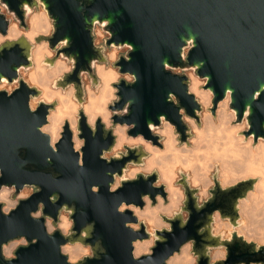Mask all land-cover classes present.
I'll use <instances>...</instances> for the list:
<instances>
[{
	"label": "clouds",
	"instance_id": "clouds-1",
	"mask_svg": "<svg viewBox=\"0 0 264 264\" xmlns=\"http://www.w3.org/2000/svg\"><path fill=\"white\" fill-rule=\"evenodd\" d=\"M19 13L22 16L0 0V28L4 29L0 31V55L18 47L26 61L15 67L11 80L12 73L0 74V93L12 98L22 86L29 90L27 110L40 121L36 131L47 139L51 152L44 157L45 164L50 165L53 158L60 163L58 145L69 144L65 139L67 129L75 168L81 176H87L83 151L87 141L82 138L81 122L96 143L98 130L105 140L111 136L112 144L100 148L99 159L108 165L127 162L119 171L106 169L105 175L111 178L105 184L108 192L116 196L126 184L141 179L149 189L140 195L141 204L122 198L115 206L117 215L127 217L123 228L133 237L129 242L133 264H201L202 260L228 264L230 249L236 245L247 248L250 255L264 254V135L253 130L251 104L245 105L241 117L233 107L235 90L224 89L223 98L217 101L216 92L208 87L211 77L198 74L203 61L200 66L189 64V55L197 48L195 36L182 38L178 55L185 66L162 64L163 71L172 77L186 78L181 81L184 97L193 106L192 114L181 106L174 92H168L167 102L177 109L176 117L184 131L162 114L158 123L147 124L151 137L147 138L136 132V121L125 119L131 105L125 102L119 107L121 85L138 82L134 72L122 71L120 66L121 60L130 63L135 49L129 43H109L114 36L109 20L92 22L88 30L96 55L87 68L77 71L76 56L65 51L71 47L70 40L61 39L54 46L51 43L57 21L45 0H20ZM74 74L76 80L71 79ZM262 94L264 84L252 93L251 100L264 114ZM41 106L46 109L43 122L36 115ZM130 155L135 159H128ZM4 174L0 168V179ZM52 176L56 179V174ZM100 189L101 185L92 184L89 190L92 196H100ZM40 191L36 184L0 185V215L10 219L22 202ZM233 192L237 194L232 196ZM222 196L229 197L228 210L217 207L204 212ZM59 199L57 194L49 196L53 205ZM45 207L43 201L38 202L36 210L28 212L29 218L38 224L43 221L45 235L54 243L55 234H60L65 242L59 244L58 251L65 264H89L101 257L111 261L100 240L87 242L93 239L94 224H84L76 231L75 203L61 205L55 218L45 214ZM193 209L197 214L204 212L197 221L199 246L196 239L187 238L177 243L175 250L166 249V255L156 256L157 246L166 245L167 235L174 233V223L178 222L181 230L188 226ZM39 241L21 234L0 243V264H14L21 259V248ZM238 264H264V259L240 260Z\"/></svg>",
	"mask_w": 264,
	"mask_h": 264
},
{
	"label": "water",
	"instance_id": "water-1",
	"mask_svg": "<svg viewBox=\"0 0 264 264\" xmlns=\"http://www.w3.org/2000/svg\"><path fill=\"white\" fill-rule=\"evenodd\" d=\"M13 11L19 13L20 0H5ZM30 2V0H28ZM48 9L57 21V33L51 41L55 43L68 38L71 47L65 51L76 56L78 69L87 68L88 63L96 53L92 47L89 34L94 20H109L113 41L109 43H129L134 47L130 54L131 61H120L122 71H132L138 76L135 85H121V104L131 105V112L125 119L136 121V132H141L151 138L147 129L149 122L158 123L160 115L177 124L184 131L176 117L177 109L167 102L168 92H174L181 101V106L192 114V105L184 97V85L181 79L163 71L162 64L167 62L172 66H185L179 59V49L182 38L196 37L197 48L189 55V64L203 66L198 72L211 77L208 87L216 92V100L223 98V90H235L233 107L239 110L242 117L246 104L252 105L253 130L258 135H264V114L256 109L251 95L264 84V0H45ZM2 20V18H0ZM85 25L88 27L86 28ZM0 28V31H3ZM21 49L14 48L0 55V74H10L11 80L15 67L25 63ZM76 80V75L71 77ZM29 90L26 86L16 92L12 98L0 93V168L5 174L0 179V185L24 183L36 184L41 191L12 213L10 219L0 215V243L25 235L29 240L39 238L40 241L30 248H21L18 252L20 260L14 264H65V258L58 251L60 243L65 241L56 233L54 243L44 232L43 221L35 223L29 218L28 212L35 211L37 203L43 201L46 205L45 214L56 216V210L63 204L75 203L76 231L84 224H94L93 239L87 241L94 244L98 239L106 249L111 261L103 257L89 264H133L129 252V242L132 234L123 228L127 217L115 213V206L120 199L141 204L139 197L149 191L146 183H128L116 193L107 190L105 171H114L127 162H113L108 165L99 159L100 148L112 144L109 135L107 140L98 130L95 140L90 130L81 122L83 137L87 144L85 167L89 170L87 176H81L75 168V158L71 153L70 133L65 131V139L69 141L60 148V163L53 158L50 165L44 163V157L51 155L47 139L37 131L40 122L29 114L26 106ZM260 103L264 105V94ZM44 121L46 109L41 108L36 113ZM135 135V132L132 133ZM128 159H135L130 155ZM56 174V179L53 178ZM154 179V177L152 178ZM83 181V187H81ZM101 185L100 196H92L90 186ZM162 191V190H161ZM57 194L60 199L53 205L49 196ZM233 192L231 195L235 196ZM229 197L222 196L214 204H210L204 212L210 213L219 207L228 210ZM191 208V203L189 204ZM204 212L193 214L188 226L181 230L178 222L174 223V233L167 235V244H160L154 250L156 256L167 254L166 249L175 250L177 243L187 238L197 240V221ZM86 213V214H85ZM131 217V213H127ZM186 233V235H185ZM228 264H238V261L264 259L261 256L250 255L248 249L236 245L230 249ZM159 264V261L157 262ZM201 264H207L202 260Z\"/></svg>",
	"mask_w": 264,
	"mask_h": 264
},
{
	"label": "rangeland",
	"instance_id": "rangeland-1",
	"mask_svg": "<svg viewBox=\"0 0 264 264\" xmlns=\"http://www.w3.org/2000/svg\"><path fill=\"white\" fill-rule=\"evenodd\" d=\"M97 39L99 40V39H101V37L98 36Z\"/></svg>",
	"mask_w": 264,
	"mask_h": 264
}]
</instances>
